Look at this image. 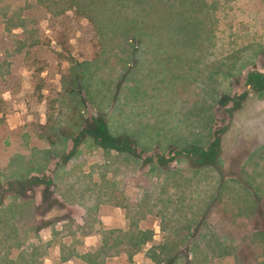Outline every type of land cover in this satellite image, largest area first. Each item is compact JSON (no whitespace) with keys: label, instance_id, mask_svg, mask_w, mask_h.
Segmentation results:
<instances>
[{"label":"rangeland","instance_id":"rangeland-1","mask_svg":"<svg viewBox=\"0 0 264 264\" xmlns=\"http://www.w3.org/2000/svg\"><path fill=\"white\" fill-rule=\"evenodd\" d=\"M253 72L264 0H0V264H264Z\"/></svg>","mask_w":264,"mask_h":264},{"label":"trees","instance_id":"trees-1","mask_svg":"<svg viewBox=\"0 0 264 264\" xmlns=\"http://www.w3.org/2000/svg\"><path fill=\"white\" fill-rule=\"evenodd\" d=\"M251 75L248 76V84L249 85H252V86H255L257 87L259 90H262L264 88V74L262 73H250ZM252 75H257L258 79H251ZM104 124V123H103ZM106 127V126H105ZM105 138L107 139V142H108V147H111V148H115L117 151H122V147L124 144H125V141L123 140V137L119 136V137H116V136H113L112 134H107V135H104ZM217 144V143H216ZM216 144L212 145L210 148H213L216 146ZM41 178H32L30 179L29 181L26 180L24 181L23 183H21V186H23L24 184L26 185H29V183H44V180H40ZM132 237V236H130ZM137 245H139V243L135 244L134 246H136L135 249L139 250L141 249V247H138ZM135 251H133L134 253ZM131 253V255L133 254Z\"/></svg>","mask_w":264,"mask_h":264},{"label":"flooded vegetation","instance_id":"flooded-vegetation-1","mask_svg":"<svg viewBox=\"0 0 264 264\" xmlns=\"http://www.w3.org/2000/svg\"><path fill=\"white\" fill-rule=\"evenodd\" d=\"M104 125L106 126V122L104 123ZM129 135H123L122 134V136H121V137H123V140L125 141V144L123 146H121L123 152H127L128 151V149L126 148V146H128V143H129V141L132 138L131 135L130 136ZM217 140H218V138L216 139V142L215 143H217ZM187 145H188L187 143H184V145H183L184 148H181L183 153H181V155H178V156L183 157L185 155H188L186 153V150H185V147H187ZM216 145H218V144H216ZM195 149H197V148H195ZM209 150H210V142L207 143L205 149H204V147H201V151H204L205 152V155L207 154L206 157H208V161L202 163V165H201L202 167H206V166L216 167L215 165L218 164L217 161H214L213 163L210 162V160H209V157L210 156H209V153H208ZM154 151H155V153L153 154L152 157L149 158L150 159L149 162H154L155 161L159 165L162 164V161H163L162 160V155L160 154L159 150H154ZM182 154H185V155H182ZM185 157H187V156H185ZM189 162H191V164L193 165V162L191 160H189ZM197 162H199V161H197ZM239 181H242V180L239 179Z\"/></svg>","mask_w":264,"mask_h":264},{"label":"crops","instance_id":"crops-1","mask_svg":"<svg viewBox=\"0 0 264 264\" xmlns=\"http://www.w3.org/2000/svg\"><path fill=\"white\" fill-rule=\"evenodd\" d=\"M129 134H130V133H129ZM130 135H131V134H130ZM131 136H132V135H131ZM133 138H136V137H133ZM153 163H156V162L154 161ZM240 183H241V182H240ZM211 208H212V206H209V207H208V209L204 212V216L207 215L208 213H210L209 210H210ZM213 209H214V208H213ZM206 212H207V213H206ZM200 223H201V221L198 222V224H200ZM128 238H129V237H127V241L130 240V239H128ZM143 245H144V244H142L141 247H142ZM114 246H117V244H114ZM137 246H139V245H137Z\"/></svg>","mask_w":264,"mask_h":264}]
</instances>
